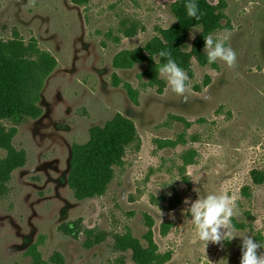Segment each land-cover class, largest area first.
Instances as JSON below:
<instances>
[{
  "label": "rangeland",
  "instance_id": "obj_1",
  "mask_svg": "<svg viewBox=\"0 0 264 264\" xmlns=\"http://www.w3.org/2000/svg\"><path fill=\"white\" fill-rule=\"evenodd\" d=\"M188 2L0 0V83L15 94L27 61L54 62L37 118L16 127L0 108V264H134L130 244L150 239L163 264H240L241 237L264 244V0H193L205 25L182 48L187 101L164 78L150 86L146 61L113 64L161 38L176 14L195 22ZM209 34L228 37L233 68L194 56ZM125 126L134 139L122 164L91 195L79 186L82 163L103 165V144ZM221 192L237 197V237L205 249L184 200Z\"/></svg>",
  "mask_w": 264,
  "mask_h": 264
},
{
  "label": "trees",
  "instance_id": "obj_2",
  "mask_svg": "<svg viewBox=\"0 0 264 264\" xmlns=\"http://www.w3.org/2000/svg\"><path fill=\"white\" fill-rule=\"evenodd\" d=\"M198 8V15L200 16L201 8ZM176 19L177 22L173 27L167 31H162L161 38L151 40L143 49L118 53L113 60L114 66L119 69H129L134 63L146 61L148 63V68L145 71V75L148 79V84L150 86L160 84L158 69L162 64L166 63L167 60L166 58L159 57V51H170L172 58L180 67L182 65L181 58L183 57L182 48L189 29L194 26L205 25L203 21L198 19L195 22H190L179 14H176ZM210 28H213V25H211ZM205 37L204 35L199 36L193 45L194 56L200 58L203 62L207 61V57L202 58ZM154 57H157L158 63L153 61ZM25 64L26 76L21 86L16 87L17 89L14 90L15 94L12 89H10L11 86L8 82L3 81L0 83V108L3 111L8 110L6 118L16 127L22 125L27 118H37L39 116L40 110L38 108V103L40 101V95L47 78L54 69V62L50 58H43L33 62L27 61ZM125 87L131 92L128 85H125ZM13 94L16 100H11L6 103V100H10V96ZM133 139L134 131L130 126H125L124 130L118 131L116 134L110 136L103 144V165L96 161H83L81 166L83 177L82 180L79 181V186L87 188L91 195L96 194L99 189L109 182L111 168L122 164L124 149ZM179 143H183V140L164 141L161 145L164 147H174ZM187 154L189 157L183 158L184 166L191 165L195 155L193 151H189ZM75 169L79 170L80 168L76 167ZM91 169H93L94 172L86 174L87 172L85 171ZM252 176L256 182L261 180L256 178L255 172L252 173ZM147 242L146 248L135 245V243L130 244V248H132L133 252L134 264H163L166 261L165 257L157 254L156 247L151 239ZM34 264L45 263L41 261L39 256H36L34 258ZM51 264H64V262L61 257L57 256V259L52 258Z\"/></svg>",
  "mask_w": 264,
  "mask_h": 264
},
{
  "label": "clouds",
  "instance_id": "obj_3",
  "mask_svg": "<svg viewBox=\"0 0 264 264\" xmlns=\"http://www.w3.org/2000/svg\"><path fill=\"white\" fill-rule=\"evenodd\" d=\"M30 3H34V0H30ZM185 8L188 17L199 19V8L193 0H189L185 4ZM191 38L194 39V35ZM227 40V36L217 35L214 38L212 34L204 38V53L209 65L217 61L223 62L228 68H233L236 65V53L230 46H226ZM158 55L167 60L159 67L158 77L164 78L171 91L184 97L187 101V93L190 89L187 73L178 66L170 51L161 50ZM193 183L197 184L198 182L193 180ZM193 191L199 193L200 190L194 187ZM236 199L237 197L234 194L221 192L219 194H209L205 198L199 197L195 201L184 200L185 205H190L186 209L191 215L189 223L195 226L196 236L199 241L203 242L205 249L209 243L222 247L223 241H231L237 237L234 235L237 229L232 223L233 217L237 214ZM172 218L174 219V217ZM241 238L240 264H264V252H260V249L264 248V244L256 242L249 235Z\"/></svg>",
  "mask_w": 264,
  "mask_h": 264
}]
</instances>
